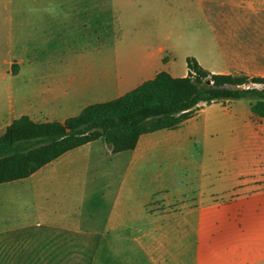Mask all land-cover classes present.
I'll return each instance as SVG.
<instances>
[{
    "label": "crops",
    "instance_id": "crops-1",
    "mask_svg": "<svg viewBox=\"0 0 264 264\" xmlns=\"http://www.w3.org/2000/svg\"><path fill=\"white\" fill-rule=\"evenodd\" d=\"M195 1L188 20L168 24L144 10L130 18L110 0H0L3 79L24 80L0 83V135L21 116L64 122L161 71L185 77L187 58L210 74L264 77V0ZM250 107L202 105L132 151L112 154L100 139L0 184L19 188L0 199V264H264V190L219 201L264 182V119ZM161 193L199 205L184 213L178 243L151 230L147 209Z\"/></svg>",
    "mask_w": 264,
    "mask_h": 264
},
{
    "label": "trees",
    "instance_id": "trees-1",
    "mask_svg": "<svg viewBox=\"0 0 264 264\" xmlns=\"http://www.w3.org/2000/svg\"><path fill=\"white\" fill-rule=\"evenodd\" d=\"M186 64L185 77L161 71L64 122L13 120L0 135V184L28 178L67 151L100 139L112 154L132 151L141 135L177 129L202 105L248 100L252 115L264 119V77L210 74L193 58Z\"/></svg>",
    "mask_w": 264,
    "mask_h": 264
},
{
    "label": "rangeland",
    "instance_id": "rangeland-1",
    "mask_svg": "<svg viewBox=\"0 0 264 264\" xmlns=\"http://www.w3.org/2000/svg\"><path fill=\"white\" fill-rule=\"evenodd\" d=\"M111 7H117L118 9H124L122 14H127L130 18L136 16L138 10H144L146 15L148 16L149 22H167L168 24L173 21L184 22L189 19V16L196 13L199 10V6L195 0H110ZM102 3L109 4V0H102ZM208 10V18L212 19V16L215 10H218L217 7L214 8L215 4L211 1L206 3ZM200 5V4H199ZM205 4H203L204 6ZM258 18H264L258 17ZM132 20V19H131ZM134 23V20L131 21ZM130 22V23H131ZM38 33V32H37ZM3 55V54H1ZM5 59H0V83L6 84H22L24 80L22 78L14 79L6 78L3 79L4 73L9 70V60L7 57ZM38 64V61H33ZM251 77H255L252 75H248ZM177 171V169H176ZM241 186L235 188L232 192L227 195H223L219 201L222 203H226L232 197L239 196L240 194L250 193L254 191L264 190V182H256L255 186L247 187V184H240ZM246 187L245 190H243ZM22 188V187H20ZM19 188H5L0 191V199L1 198H13L11 195H16L18 193ZM99 189H97L98 191ZM244 191V192H242ZM196 193H192L194 195ZM98 192L96 198L98 200ZM93 198H90L93 199ZM186 197L180 198H169L165 197L162 193L155 196L153 198L152 205L147 209L150 213L151 220V230L155 229L153 234H156V237L160 239L161 244H169L171 243V236H176L178 243V239H182L183 237V229H184V213L189 212L197 208L199 205L192 201L194 198L184 199ZM7 207V206H4ZM13 207L20 208L19 205H14ZM22 212H26L27 210L23 206ZM101 217L103 210L101 208L100 211H97ZM195 223V221H193ZM182 242V241H181ZM181 253L177 252V258ZM162 256L166 257L167 252L164 251ZM182 258V257H181Z\"/></svg>",
    "mask_w": 264,
    "mask_h": 264
}]
</instances>
